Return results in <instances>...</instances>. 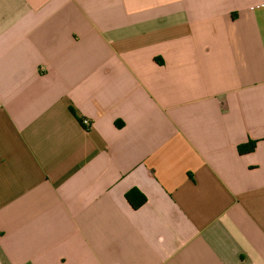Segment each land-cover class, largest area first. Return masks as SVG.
Segmentation results:
<instances>
[{"label": "crops", "instance_id": "obj_1", "mask_svg": "<svg viewBox=\"0 0 264 264\" xmlns=\"http://www.w3.org/2000/svg\"><path fill=\"white\" fill-rule=\"evenodd\" d=\"M0 264H264V0H0Z\"/></svg>", "mask_w": 264, "mask_h": 264}, {"label": "trees", "instance_id": "obj_2", "mask_svg": "<svg viewBox=\"0 0 264 264\" xmlns=\"http://www.w3.org/2000/svg\"><path fill=\"white\" fill-rule=\"evenodd\" d=\"M255 145V142H250L247 145L240 146L238 151L242 155L251 153L252 151H254ZM126 199L133 209L140 208L147 200L146 197L138 189L130 190L126 194Z\"/></svg>", "mask_w": 264, "mask_h": 264}, {"label": "built area", "instance_id": "obj_3", "mask_svg": "<svg viewBox=\"0 0 264 264\" xmlns=\"http://www.w3.org/2000/svg\"><path fill=\"white\" fill-rule=\"evenodd\" d=\"M82 123H83V125H84L86 128H88V127L90 126V122H89L88 120H86V119H84V120L82 121Z\"/></svg>", "mask_w": 264, "mask_h": 264}]
</instances>
